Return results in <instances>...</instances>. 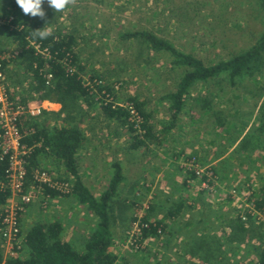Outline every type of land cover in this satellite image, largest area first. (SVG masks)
<instances>
[{"label":"rangeland","instance_id":"rangeland-1","mask_svg":"<svg viewBox=\"0 0 264 264\" xmlns=\"http://www.w3.org/2000/svg\"><path fill=\"white\" fill-rule=\"evenodd\" d=\"M43 8L45 22L52 29L78 36L80 60L87 69L103 75L108 82L121 85L119 88L115 85L111 91L118 94L114 100L128 108L131 105H127L125 100L129 96L144 102L150 113L148 120L155 130L152 142L148 143L149 149L140 146L133 153L124 150L127 148L124 146L128 138L127 127L115 133L118 142L113 145L119 148L117 156L124 170L134 179H139L142 168L135 163L144 156L148 158L149 164L154 163L150 166L154 174L148 175L143 182L136 180L135 186L138 182L140 184L137 191L133 189L132 197L123 198V195H119L112 199L115 218L111 222L113 238L109 250L116 255L114 264H219L214 259L206 261L198 257L203 255L198 251L199 243L194 245L196 251L186 249L188 246L184 240L173 234L174 230L177 232V225L168 226L170 233L139 238L137 241L130 233L134 230V222L141 221L142 216L153 219L157 210L152 204L153 196L158 193V187L153 189V181L159 174L162 175L164 169H174L179 158L190 154L198 155L203 163L217 168L219 173L218 188L212 192L205 191L211 194L214 202L212 210L206 213L212 228L215 226L218 229L219 222H223V219H217L218 214H237V198L229 196L232 187H238L241 195L252 191V198L257 199L259 195L264 198V51L259 66L240 75L234 83L229 82L226 73H221L208 81L192 84L182 108L173 116L172 102L165 94L174 90L184 73V67L173 64L172 57L167 53L148 55L143 42L121 38V34L148 30L169 40L177 49L191 52L209 63L228 58L254 44L264 32L262 0H77L74 6H69L62 13H55L45 0ZM13 15L28 21L36 18L24 15L15 0H0V47L5 48L6 56H14L15 53L5 29ZM18 62L19 58H14L5 65L0 81L3 88L0 90H4L7 98L12 96L13 99L15 96L17 100L40 101L44 106L43 113L37 117L40 123L43 122L49 128L54 123H77L89 141H99L94 137L97 135L93 132L95 126L101 128L112 121L101 119L98 103L86 106L83 110L75 109L77 114L83 115H79L80 120L72 121L65 116L66 112L61 110L59 102L38 99V92L33 88V83L30 84L29 72ZM95 98H99L98 95ZM79 116L76 115V118ZM20 122L24 126L29 123L25 118ZM101 138L104 135L101 134ZM13 139L11 134L9 141L13 142ZM177 142H184L193 150L180 154L176 151L173 154L171 148ZM97 144L91 142L96 150L90 154L87 148H83L78 160V171L84 168L82 176L93 188L92 191L96 192L99 190H94L96 186L90 180L93 172L90 169L94 167L91 158L96 157L99 161L101 158L105 160L106 156L108 159L116 157L109 149L98 150ZM85 151L86 157L83 155ZM161 152H164L165 157ZM39 165L49 168L53 175L66 174L69 178L65 166L53 156L46 153L39 155ZM185 187L199 192L196 185ZM163 189L165 187L160 190L164 192ZM122 190L128 192L129 188L123 185ZM151 204L153 209H149ZM158 210L157 213H161ZM134 216L137 218L132 220ZM51 219L61 220L63 238L78 249L82 248L86 236L97 221L86 205L74 197L58 194L52 197L47 207L41 206L39 200L26 207L20 216L21 235L32 223ZM261 222L253 224L255 235L251 240L245 238L241 241L242 248L235 254L232 264H250L254 252L263 247L264 237L261 234L264 232V218ZM224 233L220 232L218 236L223 238L227 234ZM137 243L141 245L137 246ZM22 245L16 253L18 256L27 255ZM225 248L228 249V245ZM9 249L10 245L0 238L3 256L9 257ZM186 250L193 251V258H188Z\"/></svg>","mask_w":264,"mask_h":264},{"label":"trees","instance_id":"trees-1","mask_svg":"<svg viewBox=\"0 0 264 264\" xmlns=\"http://www.w3.org/2000/svg\"><path fill=\"white\" fill-rule=\"evenodd\" d=\"M262 3L264 4V0H262ZM1 16L4 15L1 14ZM45 23V18L42 20L36 17L33 21H28L26 18L13 15L5 27L10 41L18 51L15 58H19L18 63L24 67L25 71L29 72L30 84L33 83V88L38 92V99L59 102L61 110L66 112L65 116L72 121L80 120V116L83 115L81 113L77 114L75 109L83 110L86 106L98 103L97 109L101 119L104 121L111 120L117 123L118 126H122V129L127 127L126 133H128L130 147L147 146V143L152 142L155 130L148 120L150 113L144 106V102L135 96H129L125 100V103L127 105L130 103L131 108L140 116V119L136 122L130 109L114 100V98H118V94L111 91L115 85L118 88L121 85L113 81L108 82L107 78L101 74H94L86 68L85 63L81 62L78 36L75 33L53 29V36L47 40L41 41L31 38V31L44 27ZM121 38L138 39L145 44L149 52L148 55L151 53H167L172 57L173 64L184 67V73L175 84L174 90L165 94L172 102L171 112L173 116L178 114L182 108L192 84L197 81H208L221 73H226L229 82L234 83L240 75L248 72L252 67L259 66L264 51V32L246 50L209 63L204 62L202 58L191 52L177 49L169 40L160 38L154 32L148 30L124 32L121 34ZM32 41L39 46V50L30 43ZM40 50L44 51L41 52ZM4 52L5 48L0 47V53ZM8 62L9 59H4L3 65H8ZM5 68L6 66L4 70ZM47 72L52 75V80L48 84H46L45 78ZM95 95H98L99 98H95ZM13 100L22 103L29 102L22 98L17 100L15 96H13ZM76 115H80L79 118H76ZM19 118L23 119L24 117L20 116ZM25 119L29 122L26 126L22 125L21 122L18 125L20 143L31 147V151L24 156L25 184L27 186L31 184L33 179L32 170L39 163V155L51 154L65 166L69 174L68 179L71 181L72 189L65 195L72 196L79 203L86 205L87 209L97 217V221L94 228L86 236L81 249L76 248L63 238V223L60 220L34 222L22 234V247L24 246L26 249L27 255H14L4 258L0 250V264H114L116 255L109 250V247L113 238L111 222L115 218L112 209L114 203L112 198L123 178L120 163L115 161L112 164L113 173L109 185L100 197L96 198L83 184L78 173L76 153L84 141L82 128L73 122V124L54 123L49 128L43 122L40 123L37 117H27ZM105 126L108 127L109 125L106 124ZM32 128L33 130H31ZM194 155L198 157V155ZM8 166L9 155L4 154L0 158V181L6 179ZM212 168L219 176L217 168L213 166ZM44 190L45 193L51 196L58 195L54 189L46 185H44ZM9 195L10 191L7 188L0 187V205L7 202ZM259 196L255 199V206L261 209L264 198ZM152 204L149 209H153ZM179 207L180 205L170 209L168 216H174ZM236 213L235 216L229 218L228 226H230V230H224V234H227L223 238L215 234L212 239L209 237L211 241L208 240V243L203 240L198 244V251L202 252V256H204L202 258L199 255L200 259L206 261L214 259L219 264L234 263L235 254L239 253L242 248L241 241H244L245 238L251 240L255 235L253 224L262 223L261 220L254 221L249 213H247V219L245 220L241 219L238 210ZM136 218L134 216L132 220ZM141 222L148 224L141 227L142 236L144 237L162 236L165 233L166 223L161 219H149L142 216ZM261 235L263 238L264 232ZM262 240L264 241V239ZM226 245H228V249L225 248ZM254 253V259L250 264H264V245Z\"/></svg>","mask_w":264,"mask_h":264},{"label":"built area","instance_id":"built-area-1","mask_svg":"<svg viewBox=\"0 0 264 264\" xmlns=\"http://www.w3.org/2000/svg\"><path fill=\"white\" fill-rule=\"evenodd\" d=\"M39 50V46L30 42ZM14 50V56H6L5 53H0V81L2 82L4 74L3 60L9 61L17 55L18 51ZM45 50V49H44ZM44 50H40L43 52ZM46 84L52 80L51 73L45 74ZM0 82V89L2 83ZM3 89V88H2ZM130 112L133 114L134 120L137 122L140 116L129 106ZM44 106L40 101L32 100L27 103L15 101L10 97L7 98L4 90H0V158L4 154L9 155V166L6 170V179L0 181V187L7 188L10 191L9 198L5 204L0 205V238L9 246L8 256L17 255V251L21 248L22 238L20 228V216L29 204L39 200L41 206L47 207L52 197L45 193L44 185L54 189L59 195L68 194L71 189V181L66 174L53 175L49 168L40 166L39 163L32 170V181L28 186L26 182V167L25 158L31 151V147L20 143L19 122L23 116L38 117L43 113ZM33 130V128L31 129ZM12 134L14 141H9V136ZM39 144V143H38ZM48 156H52L46 153ZM180 171L185 175V181L188 186H197L199 191L212 192L219 186L220 177L215 172L212 166L203 163L197 156L190 154L183 156L176 161ZM66 169V168H65ZM64 173V172H63ZM29 187V189H28ZM254 188H252L253 190ZM251 193L241 195L238 187H232L229 191L231 198H237L236 204L238 212L242 220L247 219L249 213L254 221L264 218V204L261 209L255 206V199L251 197ZM241 195V196H240ZM13 198V201H11ZM134 230L130 233L132 237H136L135 241L147 239L149 236H142V226H147V223L134 222ZM133 224V225H134ZM12 245H11V244ZM141 245L137 243V246ZM4 258H6L4 256Z\"/></svg>","mask_w":264,"mask_h":264},{"label":"crops","instance_id":"crops-1","mask_svg":"<svg viewBox=\"0 0 264 264\" xmlns=\"http://www.w3.org/2000/svg\"><path fill=\"white\" fill-rule=\"evenodd\" d=\"M111 124L107 126H95L94 128V133L97 134L94 137L99 139V141H89L88 137H86L85 132L84 134V141L82 143V146L77 150L76 153V158H77V165L79 164L78 160L82 156V149L87 148L88 154L96 150L93 146H91L92 143H98L97 149L101 148L103 149H109L112 154H115L117 157H111L110 159L104 157L105 160L102 158L97 161L96 157L91 158L90 162L94 166L90 170L92 172V176L90 180L94 183V190L97 188L99 191H92L93 188L88 185L86 178L82 176L84 173L82 171H78L80 178L85 186L89 189V191L92 193V195L96 198H99L101 193L107 189L109 185L110 178L113 173V166L112 164L115 161H118L120 163L121 169H122V174L123 178L118 184V187L116 189V194H114L112 199H116L119 195H123V198H128L133 196V189L134 191L137 189V186H139L140 182H138L137 186L136 182L138 180H146L147 176H153L154 173L153 169L150 168V166L154 165V163H150L148 158H145L144 156L140 157L138 161L135 163L136 166L141 167V176H139V179H134L133 175H129L125 170H124V165L122 162L118 159V146L113 145L117 143L118 141L116 140L115 133L122 132V127L118 126L116 123ZM117 125V126H115ZM124 129V128H123ZM101 134L104 135V138H101ZM129 138V137H128ZM128 138L125 139L124 146H127L126 152L133 153L137 148H132L129 146ZM113 140V141H112ZM89 141V143H88ZM118 145V144H117ZM147 147L145 148L149 149V145L147 143ZM175 145V144H174ZM98 149V150H99ZM172 153L174 154L176 151L180 153L187 152L193 150L190 146L186 145L184 142H177L175 146L172 148ZM86 150V151H87ZM84 152L83 155L86 157V153ZM98 153V152H95ZM109 153V152H108ZM108 155H111L110 153ZM161 155L165 157L164 152H161ZM179 156V155H178ZM144 160V161H142ZM134 165V164H132ZM174 169H164L162 172V175L159 174L157 176L156 180L153 181L154 187H158L157 195L153 196V204H155V207H157V210L160 211L161 213L154 212L155 214L153 215V218L161 219L164 223H166V228H165V234L170 233V230H168V226L171 227V225H174L176 227L177 232L175 233V230L173 231V234H176L175 236H178L184 240V244H186L188 247L186 249L192 248L193 250L195 249L194 245L195 243H201V241L205 240L208 243L209 237H213V235H218L220 233V230L222 232L229 231L230 226H228L229 223V218L232 217V215L224 216V214H218L219 216L217 219L222 220L223 222H219L220 226H218V229L212 228L209 224V221L207 220L206 213H208L210 210H212V207L214 206L213 199L211 197V194H206L204 191H199L195 192L193 191L194 189L186 188L187 186L186 181H185V175L180 171L178 168L177 164L173 167ZM93 169V170H92ZM137 180V181H136ZM125 181V182H124ZM128 181V182H127ZM127 183H129L127 185ZM123 185H126V187L129 188L128 192H124ZM164 185V186H163ZM136 187V188H135ZM164 188V192H162L160 189ZM155 188V189H156ZM137 191V190H136ZM128 193V194H126ZM221 194V193H220ZM129 195V196H128ZM72 197V196H71ZM156 197V198H155ZM122 198V199H123ZM125 200V199H124ZM122 201V200H120ZM224 204V203H223ZM180 205L179 209L175 212L174 216L169 217L168 212L170 209L175 208L176 206ZM166 208L165 210H163ZM221 211V210H220ZM157 213V214H156ZM52 220V219H51ZM57 220V219H56ZM217 220V221H219ZM226 222L224 223V221ZM61 221V220H60ZM168 230V231H167ZM207 237V238H205ZM185 245V246H186ZM190 246V247H189ZM198 246V245H197ZM196 251V250H194ZM193 252V251H192ZM191 251H186L188 254V258H193L191 256ZM195 259V258H194Z\"/></svg>","mask_w":264,"mask_h":264},{"label":"clouds","instance_id":"clouds-1","mask_svg":"<svg viewBox=\"0 0 264 264\" xmlns=\"http://www.w3.org/2000/svg\"><path fill=\"white\" fill-rule=\"evenodd\" d=\"M17 6L22 10L23 14L30 17H39L44 19L46 13L43 5L45 0H15ZM48 6L53 9L55 13H62L69 6H74L77 0H46ZM53 36V29L49 23H45L44 27L31 31V38L33 40H47Z\"/></svg>","mask_w":264,"mask_h":264}]
</instances>
